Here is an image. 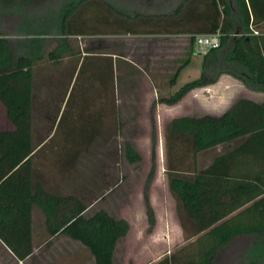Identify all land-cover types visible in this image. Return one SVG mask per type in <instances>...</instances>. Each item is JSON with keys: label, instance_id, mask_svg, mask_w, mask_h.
Wrapping results in <instances>:
<instances>
[{"label": "rangeland", "instance_id": "1", "mask_svg": "<svg viewBox=\"0 0 264 264\" xmlns=\"http://www.w3.org/2000/svg\"><path fill=\"white\" fill-rule=\"evenodd\" d=\"M70 1L77 0H67ZM111 1L84 0L76 7L67 22L72 28V35L65 37L68 50L59 55L57 62L50 60L47 54L58 46L56 32L60 30L62 0L40 1L18 9L0 8V31L10 39L21 38L23 34H47L43 37L47 41L46 49L33 65L30 126L33 146L51 139L33 159L35 178L53 194L81 198L88 205L85 216L104 210L116 220L126 219L128 232L118 241L117 253L125 252L127 244L128 253L137 247V252L144 254L147 251L143 249L149 244L151 263L154 257L166 253L155 249L152 244L158 241L149 236L151 231L147 233L143 190L152 164V179L166 181L167 167L200 169L227 148L216 147L193 158L180 140L169 143V122L179 117H217L243 95L232 87L225 90L202 88L188 93L172 107L159 104L160 98L169 97L185 82L198 76L199 57L193 55L196 69H184L171 87L170 80L183 66L188 40L174 36L165 41L150 35L149 26L145 24L148 19L128 21L122 16L133 15L138 1L133 0L127 12L123 8L125 4L117 5L122 9L121 15L109 10L107 3ZM86 50L91 53L87 55ZM80 63L83 73L77 76L72 96L64 108ZM27 69L28 63L21 60L19 71L4 79V83L27 92ZM109 70L112 80L106 83ZM217 81L236 82L225 76ZM63 108V118L57 126L56 120ZM8 128L6 121L0 122L1 132ZM5 137L8 146L13 147L10 146L12 139ZM124 144L132 146L139 162L127 163ZM159 192L160 187H154L152 193L157 210L162 206L166 208L160 202ZM146 194L149 200V185ZM168 202L173 214V198H168ZM39 218L38 214L36 219L39 221ZM188 232H183L181 239L185 240ZM165 237L166 240L160 239L162 244L168 243V238L172 244L177 242L175 248L168 251L172 255L177 252L181 239ZM191 248L193 246L187 250ZM260 252L264 255L263 246L254 247L246 238H236L218 252L215 264H264V257L253 258Z\"/></svg>", "mask_w": 264, "mask_h": 264}, {"label": "trees", "instance_id": "2", "mask_svg": "<svg viewBox=\"0 0 264 264\" xmlns=\"http://www.w3.org/2000/svg\"><path fill=\"white\" fill-rule=\"evenodd\" d=\"M40 1L45 0H0V8L18 9ZM62 1L60 30L56 32L58 46L47 54L55 62L68 50L65 37L72 35L68 19L84 2ZM218 1L220 8L216 9L212 25L201 35L218 34L219 47L202 54L196 79L184 83L169 97L160 98L159 104L176 105L189 92L215 84L223 74L264 95V37L252 36L249 28L264 21V0H231V5ZM46 35L23 34L21 38L10 39L0 31V105L9 125L7 131H0V241L17 260L26 258L31 244L30 215L32 208H36L44 218L49 236L61 235L79 243L88 250L94 264H111L115 245L127 234L128 224L112 218L104 210L84 216L88 205L81 198L53 194L34 176L33 159L51 139L33 146L30 126L33 65L46 49L47 41L43 38ZM190 41L192 46L194 38ZM88 50L87 55L91 53ZM21 60L28 63L25 93L4 83V79L19 71ZM81 65L64 108L72 96L77 76L83 73ZM106 74L107 83L112 80V72L109 70ZM167 130L169 143L180 140L193 158L216 147L227 148L200 169L167 167V188L175 201L180 227L184 232L191 230L185 241L194 239L158 264H215L218 252L236 238H246L248 244L264 247V100L253 103L238 99L217 117L175 118ZM4 134L12 139L10 146L13 147L8 146ZM151 141L154 143L153 138ZM124 157L129 164L140 161L130 144H124ZM2 165L6 166L5 170ZM153 168L152 164L143 190L147 233L155 222L146 194ZM190 246L193 248L187 250ZM263 257L260 252L253 258Z\"/></svg>", "mask_w": 264, "mask_h": 264}, {"label": "crops", "instance_id": "3", "mask_svg": "<svg viewBox=\"0 0 264 264\" xmlns=\"http://www.w3.org/2000/svg\"><path fill=\"white\" fill-rule=\"evenodd\" d=\"M111 1V0H107ZM133 0H122L117 3L111 1L107 3L115 13L121 15L122 9L118 8L117 5L125 4L124 10H131L130 5H133ZM141 5L139 8L136 7L134 12L130 11L132 14H125L123 18L128 21H134V19H148V22L145 24L149 26V34L158 37L162 40L168 41L169 38L178 37L183 40H188L189 46L187 48V53L183 66L178 70L170 80V85L173 87L176 84V78L180 73L187 67L193 66V55L199 57L197 64L198 71L200 73V60L202 55H197L193 50V45L191 46V38H194L197 35L204 34L203 31L209 29L212 25V18L215 17L216 9L219 11V1L218 0H136ZM225 3L231 5V0H224ZM214 2V5H213ZM145 4V6L143 5ZM155 3V4H154ZM112 5V7H111ZM153 5V6H152ZM116 7V8H115ZM128 8V9H127ZM114 9V10H113ZM127 9V10H126ZM177 9V13L174 14V11ZM121 10V11H120ZM119 11V13H118ZM116 14V15H117ZM136 14V15H135ZM143 17V18H142ZM147 21V20H143ZM251 31L256 32L252 33V36L255 37H264V21L255 26H249ZM261 31V32H259ZM121 57V56H120ZM118 56V58H120ZM196 67V66H195ZM194 67V68H195ZM196 69V68H195ZM196 72V71H195ZM199 76V74H198ZM197 76V77H198ZM229 77L228 75H221V77ZM196 77V78H197ZM195 77L191 80L196 79ZM218 78V79H219ZM189 80V81H191ZM235 80V79H233ZM187 81V82H189ZM186 83V82H185ZM238 89L241 91L243 97L242 100L251 101L253 103H261L264 100V95L260 92L252 91L250 89L242 86L238 81L235 83H220L217 81L215 84L208 86L207 88H217L218 90H225L228 88ZM202 90V89H197ZM197 90L191 91L192 93L198 92ZM189 92V93H191ZM179 103V102H178ZM177 103V104H178ZM174 106V105H173ZM172 107V106H171ZM60 116V114H59ZM58 116V117H59ZM6 121L5 111L0 105V122ZM58 121V120H56ZM2 168L5 170L6 166L2 165ZM154 187H160L161 198L160 202L165 204L166 208L156 209V201L154 200L155 196L152 191ZM168 198H172L169 194L166 181L159 179H151L149 181V204L153 211L154 215V226L149 233V236H154L155 240L158 242L152 244L155 249L165 251L159 258H153L151 263H149V244L144 247V254L137 252L138 248L135 247L132 250V253L129 252V246L125 244V252L117 253L118 242L115 245V249L112 256L111 264H158L164 258L170 256L168 251L175 248L176 243H171L168 238V243L160 242V239L166 240L165 235L173 237V239L180 240L183 237V232L176 211L170 213ZM174 200V199H173ZM175 203V201H174ZM39 214V221L36 219ZM86 210L83 215L85 216ZM174 217V220L172 219ZM124 220V218H120ZM31 244H30V254L23 260H17L10 250L0 241V264H94L93 257L90 255L87 249L82 247L79 243L70 240L69 238L61 235L49 236L46 232L44 225V218L40 211L36 208H32L31 215ZM126 220V219H125ZM124 220V221H125ZM36 221L39 223L36 224ZM126 222V221H125ZM127 223V222H126ZM188 233H191L189 231ZM172 239V240H173ZM194 239L191 238L188 241L184 239L180 240L176 249H181L185 245L192 242ZM179 242V241H178Z\"/></svg>", "mask_w": 264, "mask_h": 264}, {"label": "built area", "instance_id": "4", "mask_svg": "<svg viewBox=\"0 0 264 264\" xmlns=\"http://www.w3.org/2000/svg\"><path fill=\"white\" fill-rule=\"evenodd\" d=\"M256 34V32L252 31ZM219 47L218 34L210 35H197L194 37L193 50L197 55H202L210 49H216Z\"/></svg>", "mask_w": 264, "mask_h": 264}]
</instances>
